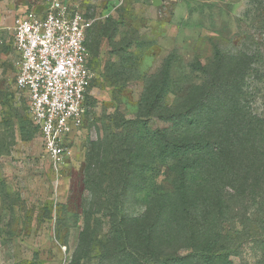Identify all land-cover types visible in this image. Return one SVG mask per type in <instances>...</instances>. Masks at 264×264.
<instances>
[{
    "label": "rangeland",
    "instance_id": "obj_1",
    "mask_svg": "<svg viewBox=\"0 0 264 264\" xmlns=\"http://www.w3.org/2000/svg\"><path fill=\"white\" fill-rule=\"evenodd\" d=\"M54 2L80 10L92 21L87 37L96 73L86 121L59 170L30 118L28 96L17 86L14 47L19 17ZM218 55L223 60L215 76ZM170 56L171 68L162 75ZM120 61L127 78L115 83L109 69ZM198 62L209 67V74L191 69ZM166 76L168 104L185 100L193 85L211 80L227 87L234 79L241 89L240 109L264 125V0H0V264H124L118 256L109 258L115 247L109 217L113 193L122 195L123 216L146 214L148 224L155 213L144 202L147 193H174L171 162L149 161L146 152L133 159L147 169L135 182L138 188L115 190L121 179L117 156L123 134L137 132L146 121L152 130L169 126L146 120L139 108L150 81ZM123 121L124 131L119 128ZM253 144L251 156L249 146L243 147L238 185L224 192L222 212L217 213L216 201L209 205L203 199L199 207L198 228L222 232L219 264H264L261 130ZM83 233V248L77 252Z\"/></svg>",
    "mask_w": 264,
    "mask_h": 264
},
{
    "label": "trees",
    "instance_id": "obj_2",
    "mask_svg": "<svg viewBox=\"0 0 264 264\" xmlns=\"http://www.w3.org/2000/svg\"><path fill=\"white\" fill-rule=\"evenodd\" d=\"M86 44L88 47V37ZM173 58L166 59L162 75L170 70ZM218 58L213 68L222 64V55ZM111 66V80L118 83L127 78L123 61ZM190 67L209 74V67L200 62ZM214 73L219 76L220 68L214 69ZM230 80L232 84L227 87L214 85L211 80L208 84L193 85L185 100L171 104L166 103L171 94L168 76L150 81L139 108L146 120L155 118L169 126L152 130L146 121L137 127V132L123 134L117 156L121 179L115 190L122 188L124 193L126 189L138 188L140 184L135 182L147 169L138 167L133 159L146 152L149 161L158 158L171 162L170 169L176 175L174 193L161 196L147 193L144 202L148 200L149 210L155 213V221L150 224L146 214L136 218L123 216L122 195L113 193L114 211L109 217L115 247L109 258L118 256L124 264H219V255L224 250L222 232L200 229V204L203 199L209 205L216 201L217 213L222 212L224 192L238 185L243 147L249 146L251 156L256 148L253 136L259 130L264 133V125L240 109L238 90L241 89L234 79ZM196 94H199L197 100L193 98ZM123 122L119 128L124 131L127 121ZM84 236L83 233L77 252L83 248ZM179 250L185 254H179Z\"/></svg>",
    "mask_w": 264,
    "mask_h": 264
},
{
    "label": "built area",
    "instance_id": "obj_3",
    "mask_svg": "<svg viewBox=\"0 0 264 264\" xmlns=\"http://www.w3.org/2000/svg\"><path fill=\"white\" fill-rule=\"evenodd\" d=\"M91 25L84 12L54 2L25 12L14 27L16 83L56 170L71 156L72 138L88 115L96 78L86 44Z\"/></svg>",
    "mask_w": 264,
    "mask_h": 264
}]
</instances>
